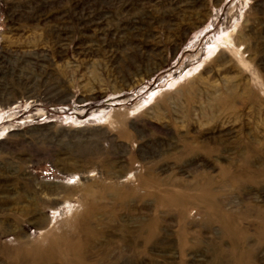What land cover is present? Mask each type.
Wrapping results in <instances>:
<instances>
[{"label":"rangeland","instance_id":"374dc122","mask_svg":"<svg viewBox=\"0 0 264 264\" xmlns=\"http://www.w3.org/2000/svg\"><path fill=\"white\" fill-rule=\"evenodd\" d=\"M0 264H264V0H0Z\"/></svg>","mask_w":264,"mask_h":264}]
</instances>
